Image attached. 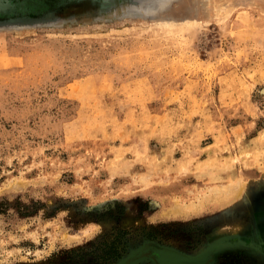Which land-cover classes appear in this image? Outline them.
Here are the masks:
<instances>
[{
  "label": "rangeland",
  "instance_id": "rangeland-1",
  "mask_svg": "<svg viewBox=\"0 0 264 264\" xmlns=\"http://www.w3.org/2000/svg\"><path fill=\"white\" fill-rule=\"evenodd\" d=\"M192 4L0 33V264H264V0Z\"/></svg>",
  "mask_w": 264,
  "mask_h": 264
},
{
  "label": "water",
  "instance_id": "water-1",
  "mask_svg": "<svg viewBox=\"0 0 264 264\" xmlns=\"http://www.w3.org/2000/svg\"><path fill=\"white\" fill-rule=\"evenodd\" d=\"M187 2L189 0H0V33L126 19L188 21L191 16L177 15L181 9H185L188 15L194 14L195 6L187 7ZM225 245L224 241L217 242L195 257L179 253L184 257L177 255V259L172 258L169 249L146 245L120 264H138L147 259L154 264H185L181 258L187 264H212Z\"/></svg>",
  "mask_w": 264,
  "mask_h": 264
},
{
  "label": "bare ground",
  "instance_id": "bare-ground-1",
  "mask_svg": "<svg viewBox=\"0 0 264 264\" xmlns=\"http://www.w3.org/2000/svg\"><path fill=\"white\" fill-rule=\"evenodd\" d=\"M242 186H243V184H242ZM238 187H240V186H238ZM222 189V188H221ZM220 189V190H221ZM232 190H233V188H232ZM233 192V191H232ZM217 194H218V192H216ZM230 193V192H229ZM219 194H220V192H219ZM234 195V194H233ZM216 196V195H215ZM205 197V196H204ZM219 199V198H218ZM223 199V198H222ZM229 199H230V197H229ZM219 201H221V200H219ZM180 207V206H179ZM170 255H172V258H175V259H177L176 257H177V255H179V254H177V253H169ZM180 257H184V256H182V255H179ZM186 258V257H185ZM181 259H183L182 260V262H184L185 261V264H187L186 263V260H184V258H181ZM183 264V263H182Z\"/></svg>",
  "mask_w": 264,
  "mask_h": 264
}]
</instances>
